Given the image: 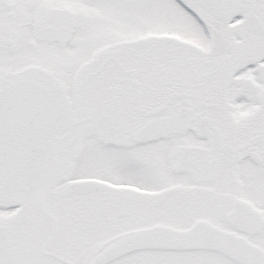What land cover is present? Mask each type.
Here are the masks:
<instances>
[{
  "label": "snow or ice",
  "instance_id": "1",
  "mask_svg": "<svg viewBox=\"0 0 264 264\" xmlns=\"http://www.w3.org/2000/svg\"><path fill=\"white\" fill-rule=\"evenodd\" d=\"M0 264H264V0H0Z\"/></svg>",
  "mask_w": 264,
  "mask_h": 264
}]
</instances>
